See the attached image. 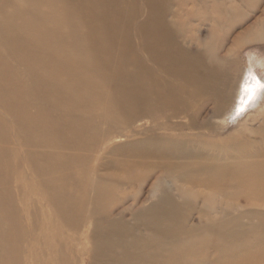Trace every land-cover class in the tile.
Instances as JSON below:
<instances>
[{
  "label": "bare ground",
  "instance_id": "1",
  "mask_svg": "<svg viewBox=\"0 0 264 264\" xmlns=\"http://www.w3.org/2000/svg\"><path fill=\"white\" fill-rule=\"evenodd\" d=\"M161 1L143 0L149 14L136 26L138 47L144 50L148 61L152 65L154 63L156 72L152 66L128 56L129 42L123 34L117 33L116 26L111 23V0H81L82 9L86 13H93L98 26L84 29L83 37L72 42L85 48V52L77 55L72 62L66 54L52 55L60 48L56 34L47 36L45 46L41 48L31 46V53L26 55L34 61L45 54L43 57L47 56L48 63H64L46 65L47 72L42 78L31 69H10L7 61H1L0 82L3 84H0V108L13 116L12 124L19 135L26 133L29 136L25 137L27 148L22 154L12 148L10 151L0 149V157H8L10 152L17 154L16 160L23 157L25 163L30 164L31 176L28 175V178L31 181L34 178L38 182L37 187L15 181L19 185H15L14 190L28 192L29 199L26 198V201L34 207V211L38 210L36 215L40 213L43 216L42 202L45 201L59 216L49 225L51 230L58 233V237L40 234L35 232V225L38 224L33 223L35 220L29 209V227L33 233L29 237L35 239L30 244L33 246L28 253L32 261L29 264H264V119L255 129L249 128L221 138L217 125L199 126L197 118L192 113L188 114V109L184 113V99L188 101L191 98L193 102L196 94L191 89L186 91V84V87L174 85L173 77L185 83L192 81L204 90H212L215 86L208 82L215 80V75L206 65L186 56L178 47L175 35L181 33L182 28L180 30L178 27H182V24L176 27L170 22L171 19L165 21L161 18ZM216 3L214 5H222ZM237 7L229 6L224 12L228 16L227 23L235 21L237 17L241 19ZM218 8L219 14H216L219 16L220 9L223 11L224 7ZM75 11L68 10L72 17ZM32 14L29 20H32ZM255 26L249 29L261 36V30ZM10 42L21 44L23 41L18 35ZM16 56L18 60L26 58L22 54ZM226 62L229 60H211L210 64L223 68ZM162 75L170 79L161 80ZM20 78L26 79V82L20 81ZM60 78L68 83V90L58 84ZM88 80L89 84L94 80L102 85L97 84L94 90H82ZM131 82L133 84L127 87ZM104 84L110 86L111 90L104 91L101 88ZM260 87L251 73L245 74L235 94L236 109H246ZM151 100L166 104L170 114L163 123L154 122L155 118L151 115L155 106ZM97 102L104 110L99 113L103 119L100 122H95L83 112L90 111ZM109 107L123 112L124 120L120 122L124 128L113 129L106 125L102 116L108 113ZM27 109H32L35 114L29 115ZM223 113L216 109L213 118L219 117L221 120ZM43 118L55 121L54 125L46 126V123H42ZM171 119H178L179 122L173 129H167ZM102 123L106 127L101 130ZM143 124L149 125L144 127ZM36 130L42 133L39 138L33 137ZM93 131L95 134L90 138ZM115 138L129 141L111 145V140ZM91 143L94 151L91 150L89 155L81 154L85 146ZM224 150H230V156ZM89 161L92 165L87 171ZM75 163L81 169L78 176L72 171ZM85 171L87 174L90 172L91 176L88 185L86 182L83 185L84 182L80 180V173ZM145 185L147 205L143 206L144 202L135 196ZM134 187L137 188L136 193L131 196L128 190H134ZM75 191L90 193V197L84 195L83 199ZM113 191H117V195ZM72 192L76 193L73 198ZM31 193L33 197H30ZM92 193L94 197H91ZM47 196L50 197L49 202ZM128 200L129 203L125 204ZM64 229L72 233L83 231L85 237L78 239L73 233L71 237H65L66 243L59 234ZM46 239L55 243L46 247L40 244L38 247L40 240ZM83 244L88 245L85 252L79 248ZM57 246L66 250L46 256L49 247L55 249ZM80 257H84V260L79 261ZM16 260L20 261L17 255Z\"/></svg>",
  "mask_w": 264,
  "mask_h": 264
},
{
  "label": "rangeland",
  "instance_id": "2",
  "mask_svg": "<svg viewBox=\"0 0 264 264\" xmlns=\"http://www.w3.org/2000/svg\"><path fill=\"white\" fill-rule=\"evenodd\" d=\"M36 1L37 2H35V0H0V63L1 61L2 62L7 61L8 67L10 69H17L19 71H25L27 69H31L34 74L42 78L47 72L46 68L48 65L57 66V65L64 64V63L61 61H55L52 63H48L46 61L47 56H45L46 58L43 57L45 54L40 55L38 60L36 59L32 61L33 59L32 60L28 59L29 57L26 56L29 53H31L30 47L35 46V47L41 48L45 46L44 40L47 36H50V35L55 36L56 34L57 36H59L60 48L55 50V52H53L52 55H54L55 53L54 57H56L62 54H66L70 62H72L77 55L81 54L82 52H85V48H83L82 46L74 45L72 42H75L76 40H78L79 37L80 38L83 37L84 29L89 30L93 27L97 28L98 22L95 20L92 12L86 13V11L82 9L81 0H75V1L74 0H36ZM129 1H130V4H129ZM224 1L225 0H222V2L220 0L219 1H216V0H206V1L205 0H192V1L191 0L190 1L189 0L188 1L187 0H180V1L179 0H172V1L162 0L161 6L159 7V10H160L159 14L163 20L169 21V19H171L170 22H173L176 25V27L182 24V27L181 26L178 27V29L182 28V30L180 29L182 34L178 31L180 34L175 35V41L176 43H178V47L182 49L181 51L186 56L193 57L194 59L201 62L203 65H206V68H209L215 75V80L212 79V81L208 82V84L212 83V85L215 86V88L212 90H204L202 89V86L199 88V85L194 84L192 81L185 83L186 81L177 79L175 77H173L172 79L171 77L174 85H177V86L184 85L185 87L187 85L188 89H186V91L191 89L196 94L195 97L193 98V102L191 98H188V101L184 99V113L188 109L189 110L188 114L192 113L193 116L197 118L199 126H202L204 124L210 126V124H213V123H214L213 126L217 125L216 126L217 132L219 135L222 136L221 138L225 137L228 134H234V133H237L243 130H247L249 128L255 129L257 125L264 119V115H263L264 114V87H260L258 90H256L254 94V98H253L254 100L252 99L250 104H248L249 106L247 105L246 109L242 111H238L236 109L237 103L235 99L237 95V89L239 88L240 83H242L245 74L251 73V76L257 79L260 85L264 84V33H263L264 32V0H253V1L252 0H226L225 2ZM207 2L209 4L208 6H207ZM214 2L215 3L217 2L216 4H218V2L219 4L222 3L223 6L214 5ZM182 4L184 5V7ZM211 4L212 6L209 7ZM75 5L76 6L78 5V6L76 7ZM109 5L113 7L112 13H111L112 14L111 23H114V25L116 26L115 29L117 30V33L123 34L125 38L127 39V41L129 42L128 56L132 59L134 58L138 59L142 61L143 63L152 66L154 68V71L156 72V69H155L156 67L154 66V63L152 65V63L148 61V57L146 53L144 52L143 49L138 47L137 40H136V32H137L136 26L138 25L139 21L144 19V17H147L149 14V8L147 7V5L144 4L143 0H125V2L124 0L122 1L121 0L120 1L111 0V3H109ZM199 5H200V8H199ZM229 6H233V7L239 6L237 7V9L239 10L238 15L241 17L240 20L237 17L235 21L234 20L228 21L227 23L228 16L224 12L227 10ZM217 7H221V8L224 7L223 11L222 9H220L221 11H220L219 16L216 14L219 12V8L217 9ZM70 9L76 10L75 11L76 14H74L73 17L71 13L68 12V10ZM167 11H168V15H166ZM175 11H178L179 13ZM31 13H33L32 20H29ZM171 14L172 16L174 15L173 16L174 20L172 19L173 17L171 16ZM75 15H77L78 17L76 18ZM223 15L225 17H223ZM196 17H197V20H196ZM183 19L185 20L183 21ZM181 21L183 22L181 23ZM86 22H88L87 23L88 26L86 25ZM187 22L188 23L190 22L189 23L190 26L189 24H187ZM196 23H197V26L200 28L196 26ZM254 23L257 25L255 27H259L258 29L261 30L262 32L261 36L256 35L255 30L253 31L250 30L255 25ZM183 25H184V28H183ZM191 26L193 28H191ZM187 27H189V29H185ZM195 27H197V32H196ZM246 28H248V30L250 31H247ZM238 29L240 31H238ZM219 30L221 31L219 32ZM236 30L239 34H237ZM43 31H47V32L42 34ZM187 34H188V38H186ZM18 35L19 37L22 38L23 42L21 44H12L10 42V39ZM191 36L192 38L193 37L194 38L193 39L190 38ZM236 37H239V38H236ZM235 39H237V41ZM235 41L238 42V44H236ZM212 49H214L215 51ZM18 54L25 55L26 58H24V60H18L16 56ZM209 59L214 60V61L215 60H224V61L229 60V62H226L224 64V67L220 68V67L212 66L210 64L211 60ZM162 77L163 78H161V80L170 79V77H166L163 75ZM19 80L22 82H26V79L24 78H20ZM73 83H76V81ZM0 84L2 85L3 82H0ZM58 84L64 87L66 90H68L69 88L68 83L63 78H60L58 80ZM97 84L98 83L95 82L94 80H92V83L89 84V80H88L86 85L83 87L84 89L82 90H85V91L89 89L94 90ZM132 84L133 82L127 84V87L131 86ZM99 85H102V84H98V86ZM205 86L208 87L209 85H205ZM101 88L106 92L111 90V87L105 84ZM210 88H207V89H210ZM79 90H81V88ZM86 93L89 94L88 92ZM195 98L197 99V101L195 100ZM86 103H87V100H86ZM158 103L159 104H157L156 101L151 100V104L155 106L154 111L152 112L151 116L155 118L153 119L154 122L159 124V123H163L165 121V118L170 113L167 111L165 103L160 102V101ZM192 104H195V105H192ZM96 107L98 108L96 109ZM216 109L222 112L224 111L223 113L224 117L220 116L222 117L221 120H219V117L213 118L215 115L214 113L216 112ZM102 110H103V107L100 106V103L97 102L95 104V107L91 108L90 111H83V112L87 113L86 115L92 120L94 119L95 122L97 121L100 122V121H103V119H101L99 116V113ZM258 111H261V112H258ZM78 112H81V111H78ZM107 112L108 113L106 115L103 114L102 118H104V120L106 121L105 123L106 125H108V127H111V128L114 127L115 129L124 128V126L122 125V122H120L124 120V116L122 114L123 112H119L118 110L112 107H109V111ZM233 112L235 113L232 117L231 114H233ZM257 113H260V114H257ZM28 114L34 115L35 112L31 109V110H28ZM95 114L98 115V117ZM212 118H213L212 120L213 122L210 121ZM0 119L2 120V121L0 120V132H2V134H0V147H1L0 149H8L10 151L12 148L13 150H15V152L22 154V151L27 148L24 143L25 137H28L29 135H27L26 133L19 135L18 131L15 130V127L12 124L13 116L4 112L1 108H0ZM186 120L187 119H185V121ZM177 122H179L178 119L177 120L171 119L169 125L166 128L173 129L174 125ZM182 122H184V120ZM42 123L43 124L46 123V126L51 125V124L54 125L55 121L51 122L50 120H48V118H43ZM148 125L143 124L144 127H147ZM150 125H152V122L150 123ZM101 126H102L101 130L106 127L104 123H102ZM119 126H123V127H119ZM134 128L137 129V127H134ZM202 131H204V129H202ZM33 133H34L33 135L34 138H39L40 134L42 135V133L39 132V130L33 131ZM31 134H30V137H31ZM94 134H95V131L91 133L90 138L94 136ZM115 139L111 140L110 142L111 145H121L129 141V139H126V138L124 139L115 138ZM8 143L10 145H8ZM36 149H41V148L36 147ZM91 150L94 151L92 143L91 145L85 146L84 151L80 153L89 155L92 152ZM229 151L230 150H224L223 152L226 153ZM67 152H71V151H67ZM16 155L10 152L8 157H0V169H1L0 171V264H15V263L29 264L32 262V261L30 262L29 257L31 256H29L28 253L31 251L32 246H33V245L30 246V244L35 239L29 237L31 234H33L31 228L29 227V223L31 222V217L28 211L30 208L33 213L32 215L33 220H35L33 221V223L38 224V225H35L36 233H40V234L47 233L49 235H54L56 237L59 236L58 233L54 230H51L49 226L50 223L55 222L59 217L58 215L55 214V211H53V209L50 208L49 205H46L47 203L44 201L42 202L44 204V205L42 204L43 216L41 217L40 213L36 215L38 210L36 209L34 211L33 209L34 207L31 204H28V202L26 201V198L29 199L28 192L26 194V192L19 193L18 191L14 190L15 185L17 187L19 184H22V185L30 184L32 188H35L37 187V183H38L34 178L32 180L33 182L28 178V175L31 176L30 170H29L30 164L28 163L27 165L23 157L16 160L15 158ZM226 155L230 156V152ZM5 164L8 166H6ZM90 165H92V162L90 161L87 162L86 164L87 171H89L88 167ZM78 170H81V169L79 168V165L75 163V165H73L72 167V171L74 172L73 174L75 176H78L79 174ZM16 171H17V174H16ZM87 171H85L82 174L80 173V176H81L80 180L82 183L84 182L83 185H85V182L86 184L87 183L89 184L91 180V176L89 175L90 172H88L87 174L86 173ZM88 177H90L89 180H88ZM15 181H17L19 184ZM67 186L69 188L71 187L70 184H67ZM136 189L137 188L134 187V190L133 189L128 190L129 193L131 192L130 193L131 196H135L134 193H136ZM114 191H113V193H115L114 195H117L116 193L117 191L116 192ZM146 191H147V185H145V187H142L141 190H139L137 196H135L137 199L139 197V200L144 202L143 206L147 205V203L145 202L146 201L145 200ZM75 192L71 193L72 198L74 194L76 195V193L80 195L83 199H84V195L87 198L90 197V193L83 194L82 191L76 192V193ZM140 195H142L143 197L142 196L140 197ZM31 196L33 197L32 193L30 194V197ZM253 196H256V195H253ZM91 197H94L93 193ZM46 198H47L46 200L49 202L50 197L47 196ZM129 201L130 200L125 202V204H128ZM42 225H44V227H42ZM84 231L87 232V230H84ZM78 232L79 233L73 232L75 237H78V239H80V237L81 238L85 237V232L84 233L83 231H78ZM73 233L72 231L69 232V231H66L65 229L63 230V233L59 232V234H61L62 237L64 238L63 241H66L65 237H71ZM69 239L70 238H68V240ZM51 243H55V242H49L47 239L40 240V242L38 243L39 244L38 247L40 246V244H41V247H46L48 246V244H51ZM66 243L68 242L66 241ZM81 246L82 247H79V248H83L82 250H84V252L88 250L87 244H83ZM63 250L65 251L66 249H59V246H57L55 249H52L49 247V251L46 256L48 255L52 256L53 253L63 252ZM16 255L20 259L19 262L16 260ZM83 260H84V257L79 258V261H83ZM59 264H62V263H59Z\"/></svg>",
  "mask_w": 264,
  "mask_h": 264
},
{
  "label": "snow or ice",
  "instance_id": "3",
  "mask_svg": "<svg viewBox=\"0 0 264 264\" xmlns=\"http://www.w3.org/2000/svg\"><path fill=\"white\" fill-rule=\"evenodd\" d=\"M261 87H264V84H262Z\"/></svg>",
  "mask_w": 264,
  "mask_h": 264
}]
</instances>
